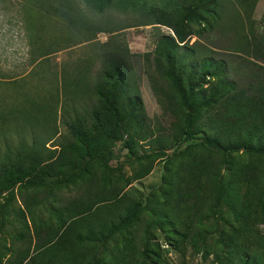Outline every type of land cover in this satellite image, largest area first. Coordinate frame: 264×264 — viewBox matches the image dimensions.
I'll list each match as a JSON object with an SVG mask.
<instances>
[{
    "label": "trees",
    "instance_id": "obj_1",
    "mask_svg": "<svg viewBox=\"0 0 264 264\" xmlns=\"http://www.w3.org/2000/svg\"><path fill=\"white\" fill-rule=\"evenodd\" d=\"M257 1L205 0L183 7L173 0H21L33 50L29 64L100 32L161 25L172 34L159 33L145 53L102 43L109 50L92 79L76 68L60 77L62 103L83 101L81 110L71 106L73 119L65 122L72 140L59 152L35 140L0 154V195H12L16 186L31 188L22 203L34 235L31 248L29 243L4 260L0 254V264H171L154 231L182 256L202 252L203 260L212 253L214 264H264V9L262 31L255 33ZM230 7L222 47L187 43L189 35L199 37L220 24ZM215 48L245 56V85L228 77L227 62ZM131 54L151 67L148 82L171 117L164 129L146 121L127 63ZM116 141L138 167L131 178L120 177L122 185L107 187L111 175L105 169ZM159 160L161 185L142 199L128 189L130 180L146 176ZM70 182L83 188L51 204L53 218L33 216L37 205L53 197V187Z\"/></svg>",
    "mask_w": 264,
    "mask_h": 264
},
{
    "label": "rangeland",
    "instance_id": "obj_2",
    "mask_svg": "<svg viewBox=\"0 0 264 264\" xmlns=\"http://www.w3.org/2000/svg\"><path fill=\"white\" fill-rule=\"evenodd\" d=\"M173 1L181 3L183 7H187L191 2L202 6L205 2V0ZM20 2L21 0H0V154H3L7 147H12L20 142L27 145L35 140L37 141L35 143L44 142L45 147L55 148L59 152L61 145L72 140V135L65 126V122L73 119L71 106L80 109L83 101L76 100L74 105H71L69 101L62 103L61 95L58 94L60 92L58 90L60 77H67L69 73L73 74L76 68L86 72L92 79L94 72L109 50L102 43H107L108 47L114 43L118 49L125 47L130 53H145L153 50L159 33L172 34L168 27L161 25L159 27H154L156 25L128 27L112 34L100 32L92 41L80 42L60 49L59 52L47 55V58L36 64L35 62L29 64L28 60L33 50L27 44V33L22 22ZM233 9V7L228 8L227 12H224L225 17L221 23L213 25L210 30H204L201 36L189 35L187 43L193 44L194 41H197V43H204L208 47H212L211 45L222 47L226 42V33L225 31L221 33V27L225 21L226 23L231 22ZM263 9L264 0H258L252 12L254 23L251 28L259 34L263 28L261 18ZM246 25L245 22L243 27L248 30V25ZM193 27L196 28L194 24ZM215 49L220 51L218 56L223 57L227 62L228 77L240 86L245 85V79L249 74V65L245 61V56L239 52H227L223 48ZM127 63L131 68L133 75L131 80L135 83L134 87L138 89L148 125L151 128L162 127L164 129L170 123L171 117L165 115L156 102L147 77V71H150L151 67L148 68V63L143 60L142 56L133 54L127 56ZM31 101L35 104L32 105ZM84 106L88 108L85 101ZM48 107L51 110L49 113H47ZM195 141H198V138L188 142ZM185 143H181L177 147L180 148ZM143 148H145L144 145L141 149L139 148V154L146 150ZM174 148L172 146L168 151L171 152ZM112 150H114L115 157L108 162L107 169H105V173L111 175L107 187L122 185L120 177L131 178L133 170L138 167V163L124 158L126 151L121 148L120 141L115 142ZM162 165V160L155 161L146 176L130 180L128 189L142 199L145 198L151 189L160 187ZM99 174H103V172H98ZM82 188L81 184L72 182L65 183L59 188L53 187L51 189L53 197L37 205L33 216L35 218L39 216L44 220L53 218L50 213L51 204L56 206L60 199L69 198ZM30 190L31 188L27 185L16 186L12 190V195L6 192L0 195V254L2 260L11 256L16 249H22L29 243L31 248L34 243L32 220L22 203ZM260 228L264 232V225H261ZM19 233H24L26 238L20 240ZM154 234V242H157L160 252L171 264H214L211 261L212 253H209L205 260H203L202 252L193 257L187 251L182 256L166 242L162 232L155 233L154 231ZM109 242L111 244L113 239L109 238ZM212 242V239H208V245Z\"/></svg>",
    "mask_w": 264,
    "mask_h": 264
}]
</instances>
